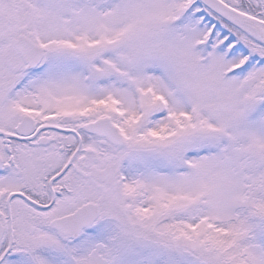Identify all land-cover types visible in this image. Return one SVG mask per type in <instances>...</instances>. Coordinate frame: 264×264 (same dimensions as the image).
<instances>
[{
  "label": "snow or ice",
  "instance_id": "obj_1",
  "mask_svg": "<svg viewBox=\"0 0 264 264\" xmlns=\"http://www.w3.org/2000/svg\"><path fill=\"white\" fill-rule=\"evenodd\" d=\"M0 264H264V0H0Z\"/></svg>",
  "mask_w": 264,
  "mask_h": 264
}]
</instances>
